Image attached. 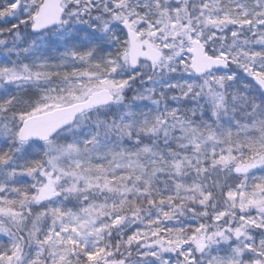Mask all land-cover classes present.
<instances>
[{"label":"snow or ice","instance_id":"6c2138e0","mask_svg":"<svg viewBox=\"0 0 264 264\" xmlns=\"http://www.w3.org/2000/svg\"><path fill=\"white\" fill-rule=\"evenodd\" d=\"M0 264H264V0H0Z\"/></svg>","mask_w":264,"mask_h":264}]
</instances>
